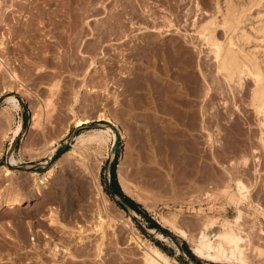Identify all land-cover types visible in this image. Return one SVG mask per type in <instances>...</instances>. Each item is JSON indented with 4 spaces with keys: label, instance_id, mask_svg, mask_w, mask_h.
<instances>
[{
    "label": "rangeland",
    "instance_id": "1",
    "mask_svg": "<svg viewBox=\"0 0 264 264\" xmlns=\"http://www.w3.org/2000/svg\"><path fill=\"white\" fill-rule=\"evenodd\" d=\"M1 1H7V4L12 2L10 11L7 10L6 5L3 7V10H6H1L7 15L3 14L6 16L7 21L4 19V23L1 25L3 27L0 26V37L3 36L6 43L9 38L7 47L10 49L9 53H6L7 48L3 51L8 57L9 54L12 58L16 56L15 59H11V57L9 59L13 69L19 74L23 87L20 88V85L15 83L14 88L16 90L11 93L16 95L20 104L18 107L13 106L11 102L5 100V94L7 93L5 87L7 81L5 80L7 78L0 75L2 77H0V112H5L4 114H7V116H4V114L3 116L5 119L8 118V120L6 119L8 121L5 123L6 126L2 122L1 126L3 127H0V264H41L42 259L47 263L53 261L52 264H67V261H64L68 259L69 254L67 252L71 248L73 257L69 255V258L72 259V262L76 260L83 261L86 258L85 260L88 259L92 264L103 262L111 264L116 258H120L121 264H128L129 262L140 264L141 260H138L140 263H137V259H140L138 258L140 250L133 242L130 243L129 241L130 233L128 232L134 230L145 241L147 240L146 242L155 244L171 258H174L176 264H231L206 260L195 255L191 251L190 245L183 238L159 222L158 213L172 211L178 214L177 217H182H178L180 218V224L183 227L185 225L183 222L188 224L185 228L187 227L190 233L193 231L192 234H196L197 229L195 228L200 227L201 219L204 218L201 214L216 217L217 224L220 225L224 218L231 219L236 213L235 205L228 203L224 194H222L223 192H220L223 191V184L225 183L234 186L233 183L235 182L233 181L235 178L247 181L246 183L252 186L251 196L264 204V145L260 140L264 125L259 123L262 113H264V106L263 112L259 113L255 111L250 103L253 79L249 74L242 75L238 81H227L220 73L215 71L212 53L197 33L198 27L202 25L201 23L212 18L216 22L214 33L217 38L223 40L232 36V33L219 23L222 20V15L217 7L219 4L220 9L224 8V3L228 2L229 6L232 5L241 11L240 16L237 17L239 19L238 29L235 31L236 34L232 36L233 47L238 49L240 53L249 56L253 63L258 64L261 71L264 72V0H141L143 3L139 0H129V2L126 0L133 6L130 7L126 2L124 6L128 8L127 12H124V9L121 11L124 16L121 13L120 16L116 14L115 18L119 17L117 23L116 21L113 22L114 19L111 20L116 25H119L121 20H127L125 22L128 25L121 21L124 27L126 25L125 30L130 29V31L124 30L126 35L123 36H121L122 33H119L120 29H118L119 32L112 31V33L109 31L110 27H108L104 18L106 12L103 5L105 3L103 2H106V0H89L91 2H87V0L89 7L93 5L92 8H88V5L83 7L86 3L85 0H56L57 3L65 4L63 6L59 3L62 8L55 5L56 1H53L54 4L52 5L54 7L52 8L49 5L52 0ZM25 1L27 4H25ZM122 1L124 3L125 0ZM28 3L35 4L34 7L41 5L43 10L41 7H38L40 9L34 8L33 5ZM27 5L32 7L29 12L30 15L34 14V12L32 13L34 9L39 15L36 14L37 17H34V14L30 17L27 13L30 7ZM129 7L138 10L137 15L134 13L135 10H133V15L132 10L129 11ZM49 8H56L55 11L58 14L48 17L46 13ZM86 8L90 10L88 11ZM41 10L42 12L48 11L43 12V14ZM58 10L61 12H57ZM62 10L66 12H62ZM139 12H141L140 17H138ZM25 15L26 19L23 18ZM52 16L55 17L53 22ZM127 16L130 18L128 17V19ZM27 18L35 20L32 25L30 19ZM46 18L48 21H46ZM36 19H38L37 22ZM26 20H29V24L26 23ZM169 20L171 24L168 23ZM24 21L25 26H28L27 29L23 28ZM130 21H133L134 24H130ZM18 22L20 25L22 23L23 26H18ZM34 22L37 23L38 27L35 26ZM11 24L14 28L18 27L13 29ZM33 24L38 31H33L35 29L32 27ZM144 24L157 26V29L159 27L158 31H162L163 35L158 33L157 29L152 31L146 27L144 28ZM138 26H143V28ZM18 28L19 31H17ZM25 29L27 33L24 32ZM28 30L32 33V36L31 34L27 35L29 34ZM21 31L22 34L20 35L19 32L21 33ZM7 32L11 33L8 34ZM143 32H149L153 36L151 35V37L148 33L147 35L143 34ZM132 33L139 35V37L143 34L145 37L147 36V39L130 35ZM239 34H242V36L238 39L237 35ZM127 36L132 38L128 39ZM22 37H24L25 42ZM67 37L71 38V41H73V38L78 44L75 45V41L71 43ZM136 37L139 38L138 41H136ZM124 39H127V46L124 45ZM145 39L147 42L153 41L146 43ZM20 40L23 41V46H20L22 41L21 44L17 45ZM67 41H70L73 46H77L75 47L77 53L74 52L72 45ZM139 41L145 42L139 44ZM13 42L14 50L13 45L9 46ZM136 43L143 47L145 51L139 45L136 47ZM133 44L135 45L133 46ZM25 45L28 46V48H25L27 51L29 49V53L24 52L23 47ZM167 49L169 54L170 50L172 53L177 49L172 54L180 56L179 59L172 57V54L170 56L167 54L168 58L166 56ZM161 50L164 52L163 54ZM81 51L84 52V57ZM153 52L155 55L156 52H159V55L160 53L161 55L165 54L170 61H166L165 56L164 58L158 54V56L153 55ZM78 53L79 55H77ZM23 55H25L24 59ZM61 56H63L62 59H60ZM65 56L67 57L65 58ZM70 57V61H67ZM80 57L86 58L85 62ZM155 58L158 60L156 63L153 61ZM160 58H164L166 64H162ZM79 59L83 62H80ZM91 59L95 62L89 66L87 62L92 61ZM167 62L170 65H167ZM82 63L83 65L85 63L84 67ZM174 63L178 66H174ZM76 65L78 68H76ZM79 66L84 69L85 74ZM85 66L89 67L85 68ZM179 66H184V68L181 69L182 67ZM186 66L188 67L186 68ZM175 67H179V70ZM168 68L170 72L167 71ZM160 69H162V73L157 72ZM176 70L180 77H178ZM80 74L84 79L80 78ZM173 74L177 76H172L174 79L170 77ZM156 75L158 77H155ZM187 76H190V78ZM160 77L170 78L167 79V82L173 87L167 85L165 78H162L163 81L161 82ZM185 77L189 78V81H193L186 82ZM213 78L216 80H213ZM177 84L182 92L178 89ZM187 84L190 92H188ZM83 85H86V87ZM206 87H209V91L207 94H203ZM174 88H177V91ZM165 92L170 95L168 94L166 97ZM185 92L188 95L185 96ZM73 94H77L78 97L73 96ZM112 94L118 96L116 103ZM187 96L190 98L188 99ZM192 96L196 97L198 102H195L196 99ZM168 97L170 101L172 100L173 105L175 104V108L183 107V110L174 107L173 109ZM47 99L49 104L43 110L41 108V111H36L39 116L37 115L38 118L35 120L32 119L31 123L32 115L35 112L32 109L35 107L36 110L37 105L41 104L42 101L47 102L45 101ZM176 99L180 101H175ZM181 100L183 101L181 102ZM187 100L190 101L189 104L192 106L188 104L187 107L185 105ZM101 101L104 104H98ZM183 102H185L184 106L181 105ZM99 105L103 109H107L108 114L117 121V127L114 126V128L117 131L118 144L111 157L110 149L116 139L115 132V137L111 135V132H107L108 134L104 132L106 136L104 135L105 139L101 145L80 137H85L97 128H105L107 125V122L98 117L97 113L102 108ZM158 105L159 107H157ZM38 107L40 108L41 105ZM155 107L160 108V110ZM121 109L123 111H120ZM201 111L202 113H200ZM40 112L41 114H39ZM184 113L193 116V120L190 115L184 117ZM81 117H87L88 122L84 125L75 126V119ZM183 117L184 119H182ZM190 120L196 122L194 123L195 127L191 128L193 124L190 123ZM179 122L183 125H180ZM18 123L22 124V129L14 139L12 150L8 153L9 146L12 143V131ZM91 123H97V125H91ZM189 128L191 129L189 130ZM207 131L211 134L212 140L207 139ZM63 143L65 144L64 150L57 153ZM72 149H75L76 152H69ZM10 154L15 160L14 165L8 164L7 160ZM244 157L246 159L242 163ZM240 158L243 160L241 161ZM118 164L121 166L118 167ZM20 165L24 168L18 167ZM49 166H52V170L49 174H46L45 171ZM112 167L115 169V178L120 190L139 206L140 211H136L131 207L135 214L131 212V209L125 208L119 200L112 198L108 192V189H112L117 197L122 198L112 186ZM7 168L11 169L10 173H6ZM118 173H120L121 178ZM231 173L234 175L233 177ZM118 177L121 179L120 181H124V189ZM95 182L99 184L100 190L104 194L100 195L101 192H96ZM12 196H18L22 202L8 208L5 206V200ZM126 202L130 203L127 200ZM100 214L101 216H99ZM50 217H53L55 222L51 223ZM100 217L104 219L99 222L97 218ZM194 217L196 218L195 221L187 222L189 219L193 220ZM244 218L242 227L250 233V236L252 235L251 244H259L258 240L260 238L255 241L257 235L253 233L254 225L250 223L251 220H247V215ZM97 220L102 226L97 223ZM150 220L157 223L159 228L151 225ZM198 220H201L199 225ZM260 220L264 222L262 217H260ZM138 222L146 229L153 228L162 233L164 237L143 230ZM78 225L87 230L88 234L90 231L89 237L88 234H83L84 237L79 233L75 234ZM191 225L197 227L193 226L191 228ZM89 226H95L97 229L95 227L89 229ZM71 227H73V230H68ZM66 229L68 233L70 231V234L73 232L71 234L73 238L66 233ZM92 229L93 232L99 230L100 234L106 235V237L104 236L106 243L103 242L105 238L98 235V231L93 233ZM216 229L208 228L207 233L213 237ZM85 233L87 232L85 231ZM67 235L71 237V240L73 239L74 244L72 241L69 242L70 239L68 240ZM79 236L82 238L87 237L88 239H85L87 243L82 242V240L85 241L84 239H81V243L80 241L78 243ZM98 236L101 243H103L101 247L105 248H101L102 252L105 250L102 254L104 258L100 256L101 252H97V244L100 242L97 240L99 239ZM62 237L66 239L67 244ZM118 240L119 243H117ZM46 241L47 244L52 245L55 243L57 246H61L59 247L60 251H57L59 253L56 252L55 257H57L55 260L48 259L51 257H48L50 255L48 252L50 245L48 246ZM260 241L262 242V240ZM175 242L181 246V251L178 250ZM70 243L73 247L68 248ZM77 243L80 245V249L75 246V244L78 245ZM92 244L93 246L90 247ZM81 247L85 249L81 250ZM117 247H120V251ZM63 249H66L67 252L64 253ZM133 249L136 253H133L135 252ZM88 250L91 252L94 250V253H97L94 255L91 252L89 253ZM77 252L80 253L79 255L84 253L86 255L79 256ZM113 252H116V254L114 253L115 256L110 254ZM65 254L67 255L65 256ZM133 254L137 255L133 256ZM108 255L114 257L113 261L110 260L111 257ZM107 256L110 258L111 263L107 260L108 258H105ZM134 257L137 259H134ZM11 259H14V261ZM118 259L116 264L120 263ZM58 260L61 262L57 263ZM88 260L82 263L77 261L76 263L90 264ZM44 261L42 263L45 264ZM252 264H264V262H254Z\"/></svg>",
    "mask_w": 264,
    "mask_h": 264
},
{
    "label": "bare ground",
    "instance_id": "2",
    "mask_svg": "<svg viewBox=\"0 0 264 264\" xmlns=\"http://www.w3.org/2000/svg\"><path fill=\"white\" fill-rule=\"evenodd\" d=\"M15 1V0H14ZM26 1H29V0H26ZM25 1V2H26ZM32 1H34V0H32ZM46 1V0H45ZM49 1V0H48ZM47 1V2H48ZM56 1V0H52V2L50 1V3H49V5H51L52 6V8L54 7V5H52V4H54V2ZM87 0H85V2H86ZM105 1V0H104ZM131 1V0H130ZM132 1H134V0H132ZM139 1H141V0H139ZM138 1V2H139ZM143 1V0H142ZM141 1V2H142ZM30 2V1H29ZM68 2V1H67ZM87 2H91V1H87ZM87 2L85 3V6H83V7H86L88 4H87ZM127 1L125 0L124 1V3H123V1L122 0H106V2H103V3H105V4H103L104 5V10H105V12H106V17L104 16V18H105V20H106V24H108V27H110V30L109 31H116V32H119V30L118 29H120V34H121V36H123V35H126L125 33H124V30H125V28H126V25H125V27L123 26L124 24H122V22L121 21H123V20H121L120 21V24L119 25H116V23H117V19L119 18H115L116 17V14H117V16H120L121 14H123L121 11H123V9H124V12L126 11L127 12V9L128 8H126L125 6H124V4L126 3ZM128 2H129V0H128ZM127 2V3H128ZM59 3H61V2H59ZM59 3H57V1H56V3H55V5H58V6H61V8H62V5L61 4H59ZM131 3V2H130ZM133 3V2H132ZM143 3V2H142ZM141 3V4H142ZM10 4H12V2L10 3ZM10 4H7V1H1L0 0V26L2 25V23H4L3 22V20L5 19L6 21H7V19H6V14H5V12H2L1 10H3V7L6 5V7H7V10L9 9V11H10ZM13 4H14V2H13ZM22 5H23V3H21ZM25 4H27V2L25 3ZM28 4H30V5H33V4H31V3H28ZM37 4V3H36ZM90 5L92 4V3H89ZM102 4V3H101ZM100 4V5H101ZM129 4V3H128ZM225 4V6H224V8H221L220 9V7L221 6H219V4H218V10L220 11V13H221V15H222V20H221V22H219V23H221V25L224 27V28H226L228 31H230L231 33H232V36L234 35V34H236L235 33V31H237V29H238V23H239V19L237 18V17H239L240 16V14L239 13H241V11H239V9H236L234 6H232V5H230L229 6V4H228V2L226 3H224ZM17 5V4H16ZM35 5V4H34ZM34 5L32 6V7H34ZM65 5V4H64ZM63 5V6H64ZM130 5V4H129ZM145 5V4H144ZM15 6V5H14ZM28 6V5H27ZM38 6V5H37ZM44 6V5H43ZM93 6V5H92ZM92 6H90L91 8H92ZM127 6V5H126ZM133 6V4L132 5H130V7H132ZM136 6V5H135ZM134 6V7H135ZM141 6V5H140ZM142 6H143V4H142ZM232 6V8H230ZM19 7V6H18ZM28 7H30V6H28ZM28 7H27V10H28ZM32 7H30L29 8V11H27V13L29 14V12H30V9L32 8ZM38 7H41V9H42V6L41 5H39ZM38 7H34V8H38ZM47 7V6H46ZM48 7H50V6H48ZM56 7V6H55ZM82 7V8H83ZM89 7V5H88V8H90ZM103 7V6H102ZM129 7V11H130V9L132 10L131 12L133 13V10H135V15H137L136 14V12L138 11V10H136V9H132V8H130ZM133 7V8H134ZM145 7V6H144ZM143 7V8H144ZM146 7H148V6H146ZM234 7V8H233ZM14 8V7H13ZM20 8H21V6H20ZM23 9H24V7H22ZM26 8V7H25ZM33 8V9H34ZM44 8V7H43ZM57 8V7H56ZM56 8L55 9H51V8H49V11L48 10H45V12L46 11H48L47 13H46V15L48 14V17L50 16V15H54L55 16V14H58V13H56ZM81 8V9H82ZM88 8H86V9H88ZM125 8H126V10H125ZM142 8V9H143ZM32 9V10H33ZM38 9H40V8H38ZM46 9V8H45ZM60 9V8H59ZM66 9V8H65ZM64 9V10H65ZM83 9H85V8H83ZM147 9V8H146ZM6 10V9H5ZM5 10H3V11H5ZM22 10V9H21ZM43 10V9H42ZM42 10H41V12H42ZM64 10H62V12L64 11ZM90 9H88V11H89ZM148 10H150V8L148 7ZM147 10V11H148ZM23 11H25V10H23ZM36 10L34 9L33 11H32V13L34 12V14L36 15L37 13V11L35 12ZM38 11H40V10H38ZM87 11V10H86ZM44 12V11H43ZM42 12V13H43ZM44 12V13H45ZM57 12H61V11H57ZM64 12H66V11H64ZM130 12V13H131ZM19 13H20V10H19ZM43 13V14H44ZM121 13V14H120ZM129 13V12H128ZM131 13V14H132ZM134 13H133V15H134ZM141 12H139L138 13V15L140 14ZM3 14H5V15H3ZM18 14V13H17ZM34 14H32V15H34ZM41 14V13H40ZM119 14V15H118ZM131 14H130V16H131ZM30 15V14H29ZM32 15H30V17L32 16ZM34 15V17H37V15H39V13L35 16ZM115 15V16H114ZM18 16H19V14H18ZM22 16V15H21ZM122 16H124V14L122 15ZM121 16V17H122ZM141 15H139L138 17H140ZM29 17V16H28ZM47 17V16H46ZM47 17V18H48ZM129 16H127V18H128ZM17 18V17H16ZM23 18H25L26 19V15H25V17H23ZM46 18V19H47ZM57 18V17H56ZM130 18V17H129ZM128 18V19H129ZM18 20H19V18H17ZM24 19V20H25ZM27 19H30V18H27ZM33 19V18H32ZM49 19V18H48ZM48 19L46 20V21H48ZM53 19H55V17H53L52 16V22H53ZM57 19H59V18H57ZM56 19V20H57ZM112 19H114L113 20V22H115L116 21V23H113L111 20ZM126 19V18H125ZM133 19V18H132ZM23 20V19H22ZM37 20L38 19H36V22H37ZM40 20V19H39ZM50 20H51V18H50ZM5 21V22H6ZM17 21V20H16ZM15 21V23H17ZM30 23H31V25H32V22L33 21H35L34 19L33 20H31L30 19ZM42 21V20H41ZM119 21V20H118ZM125 21H127V20H125ZM125 21H123V23H125V24H127L128 25V23H126ZM28 22V24H29V20H26V23ZM51 22V21H50ZM129 22V21H128ZM131 23L130 24H134V22L133 21H130ZM137 22V21H136ZM136 22H135V24H136ZM39 23V22H38ZM55 23V22H54ZM168 23H170V20L168 21ZM8 24V23H7ZM14 24V23H13ZM24 27L23 28H28V26H25V21H24ZM23 24L21 23V25L19 24V22H18V26L20 25V26H23ZM27 24V25H28ZM34 24H35V26H37V23H35L34 22ZM34 24H33V26L32 27H34L35 28V26H34ZM40 24V23H39ZM105 24V26L107 27V25ZM129 24V25H130ZM139 24V23H138ZM171 24V23H170ZM202 24V25H201ZM199 26L200 27H198V29H197V33L199 34V36H200V38H201V40L203 41V43H205L207 46H208V50L212 53V57H213V61L215 62V64H214V67H215V71L217 72V73H220V75L221 76H223L224 77V79L225 80H227V81H231V80H235V81H238L241 77H242V75H244V74H249L251 77H252V79H253V87L251 88L252 90H251V94H250V103L252 104V106H253V108L255 109V111L256 112H259V113H261V112H263V106H264V72H262L261 71V69H260V67H259V65L257 64H254L253 63V61H252V59L249 57V56H247L246 54H243V53H240L239 51H238V49H236V48H234L233 47V45H234V41H233V39H232V36H229V38H227V39H223V40H220L219 38H217L216 37V35H215V33H214V30H215V24H216V22H215V20L214 19H212V18H210V19H208V20H206L205 22H203V23H201ZM15 26H16V24H14ZM52 26H53V24H51ZM116 25V26H115ZM145 25V24H144ZM17 26V27H18ZM30 26V25H29ZM51 26V27H52ZM55 26H56V24H55ZM133 26H135V25H133ZM1 27H3V26H1ZM0 27V28H1ZM10 27V26H9ZM11 27L13 28V29H15V28H17V27H13V25L11 24ZM31 27V26H30ZM38 27V26H37ZM117 27V28H116ZM130 27V26H129ZM132 27V26H131ZM139 28H143V26L141 27V26H138ZM137 27V28H138ZM147 28V29H149V30H152V31H155V29H157L156 27H154V25L152 26V25H145L144 26V28ZM21 28V27H20ZM22 28V29H23ZM56 28H58V27H56ZM128 28V27H127ZM8 29V28H7ZM25 29V31L24 32H26L27 30ZM160 28L158 27V29H157V31L159 30ZM8 30H10V29H8ZM29 30H30V28H29ZM28 30V33L29 34H27V35H30L31 34V36H32V33L30 32ZM34 30H37V28H35V29H33V31ZM55 30H57V29H55ZM106 30V29H105ZM129 31H130V29H128ZM127 29L125 30V31H128ZM17 31H19V28H18V30ZM23 31V30H22ZM22 31H21V33L19 32V34L21 35L22 34ZM31 31H32V29H31ZM38 31V30H37ZM108 31V30H107ZM142 31H143V29H142ZM4 32V31H3ZM13 32V31H12ZM15 32V31H14ZM78 32V31H77ZM8 33V32H7ZM9 33H11V32H9ZM8 33V34H9ZM17 33V32H16ZM27 33V32H26ZM35 33H36V31H35ZM80 33V32H79ZM110 33V32H109ZM109 33H107V34H109ZM113 33V32H112ZM111 33V34H112ZM127 33V32H126ZM146 34L147 35V33L151 36L152 34L151 33H149V32H143V34ZM158 33H160L161 35H163V32L162 31H158ZM3 34V33H2ZM141 35L140 37L141 38H146L147 39V36L145 37L144 35ZM159 34V35H160ZM4 35V34H3ZM16 35V34H15ZM14 35V36H15ZM76 35H78L77 33H76ZM130 35H134V33H132V34H130ZM129 35V36H130ZM148 35V36H149ZM11 36V35H10ZM23 36V35H22ZM25 36V35H24ZM69 37L71 36V35H68ZM75 36V35H74ZM79 36H80V34H79ZM129 36H127L128 37V39L129 38H132V37H129ZM134 36H137V37H139V35H134ZM153 36V35H152ZM151 36V37H152ZM155 36V35H154ZM241 36H242V34H239V35H237V38L239 39V38H241ZM7 37V36H6ZM136 37V41H138L137 39H139V38H137ZM14 38V37H13ZM23 38L24 37H22V40H23ZM68 38V37H67ZM76 38V37H75ZM80 39H81V36L79 37ZM11 39H12V37H11ZM10 39V40H11ZM70 41H71V38H68ZM146 39H145V41H146ZM148 39H150V37H148ZM155 39V38H154ZM22 40H20V43H16L17 45H19V44H21V41ZM72 40L73 41H75L73 38H72ZM76 40H77V38H76ZM79 40V39H78ZM125 41V44L124 45H128L127 44V39H124ZM8 41H9V38H8ZM8 41H7V43H6V40H5V38L3 37V36H1L0 37V75L4 78V76L7 78L5 81H7V83H5L6 84V89H7V93L5 94L6 95V97H5V100L7 101V102H11L12 103V105L13 106H16V107H18L19 106V101H18V99L16 98V95L15 94H12L11 92L12 91H14V90H16L14 87V85H16L15 83H18L19 85H20V88H22L23 86H22V81H20V79L21 78H19L20 76H18L19 74H17L16 72H15V70L13 69V67H12V64H11V60L9 59V57H11L10 56V54H9V57H8V55H5L6 53H9V51H10V49H8V47H7V44H8ZM24 41V40H23ZM23 41H22V44L20 45V46H23ZM70 41H67V42H69V44L70 45H72V49H74L73 51L74 52H76L77 53V50L75 49V47H77V46H73V44H71L73 41H71V43H70ZM136 41H133L134 43L136 42ZM145 41H139V44H140V42H145ZM149 41V40H148ZM153 40H150L149 42H147L146 41V43H150V42H152ZM25 42V41H24ZM77 41H75V43H76ZM80 42V41H79ZM132 42V43H133ZM26 44V43H25ZM78 43H76L75 45H77ZM138 44V45H139ZM142 44V43H141ZM11 45H13V50L15 49L14 48V42H13V44H10L9 46H11ZM28 45V44H27ZM27 45H25L24 47H23V49L25 50L24 52L25 53H27L28 51H29V49H28V51L26 50V48L25 47H27L28 48V46ZM131 45V44H130ZM135 44H133V46H134ZM136 45H137V43H136ZM138 45L136 46V47H138ZM156 45V44H155ZM140 46V45H139ZM143 46V45H142ZM156 46H158V45H156ZM15 47H17V46H15ZM79 47V46H78ZM132 47V46H131ZM130 47V48H131ZM136 47H135V49H136ZM141 47V46H140ZM8 49L7 51H6V53L3 51V50H5V49ZM21 48V47H20ZM128 48V47H127ZM134 48V47H133ZM132 48V49H133ZM142 48V50H144L143 49V47H141ZM153 48H155V47H153ZM165 48V47H164ZM164 48H162V49H164ZM67 49H69V47H67ZM71 48H70V51L72 50ZM78 49V48H77ZM138 49V48H137ZM169 49V48H168ZM167 49V50H168ZM171 49H172V47H171ZM183 49V48H182ZM12 50V49H11ZM141 50V49H140ZM166 50V51H167ZM172 50H174V49H172ZM145 51V50H144ZM150 51H151V49H150ZM153 51V50H152ZM155 51H157V50H155ZM160 51V50H159ZM162 51V50H161ZM176 51H177V49H176ZM176 51H173V52H176ZM178 51H179V49H178ZM182 51V50H181ZM180 51V52H181ZM30 52V51H29ZM28 52V53H29ZM72 52V51H71ZM79 52V51H78ZM83 51H81V53H82ZM168 53H166V56H167V54H169V50L167 51ZM172 52V53H173ZM183 52V51H182ZM3 53H4V55H3ZM11 53V52H10ZM154 53V52H153ZM157 54L159 53V52H156ZM164 52L162 51V54H163ZM171 53V50H170V54H172ZM178 53V52H177ZM12 54V53H11ZM85 54H86V52H85ZM156 54V55H157ZM170 54H169V56H170ZM180 54H182V53H180ZM179 54V55H180ZM25 55H27V54H25ZM25 55H23V59H24V56ZM77 55H79V53L77 54ZM76 55V57H78ZM84 55V52H83V54H82V56ZM153 55H155V53L153 54ZM152 55V56H153ZM155 55V56H156ZM159 55V54H158ZM157 55V56H158ZM176 55H178V54H176ZM13 56V55H12ZM68 56V55H67ZM67 56H65V58L67 57ZM87 56V55H86ZM85 56V57H86ZM92 57H93V55H91ZM160 57H164L165 56V54L164 55H161V53H160V55H159ZM165 56V57H166ZM172 57L174 56L173 54L171 55ZM14 57H16V56H14ZM12 58L11 57V59H15V58ZM84 57V56H83ZM81 58V59H84L83 61L85 62V59L86 58ZM164 57V58H165ZM168 57V56H167ZM166 57V58H167ZM176 57V58H175ZM180 57V56H179ZM179 57L178 56H174V58L175 59H179ZM26 58V57H25ZM63 58V56H61V58L60 59H62ZM157 58V57H156ZM156 58H155V60H153V61H155V63H156V61H158V60H156ZM159 58V57H158ZM164 58H160V60L162 59V64H166V62H165V59ZM169 58V57H168ZM167 58V60L166 61H168L169 59ZM70 59H71V57L67 60V61H70ZM74 59V58H73ZM93 59V58H92ZM91 59V60H92ZM163 59H164V62H163ZM181 59V58H180ZM182 59H183V57H182ZM159 60V61H160ZM13 61V60H12ZM79 61H80V59H79ZM78 61V62H79ZM83 61H80V62H83ZM88 61V60H87ZM170 61V60H169ZM176 61V60H175ZM93 62H95V61H90V62H87V64H89V66H91L90 64L91 63H93ZM176 62H178V61H176ZM76 63H77V61H76ZM154 63V62H153ZM154 63V64H155ZM160 63V62H159ZM158 63V64H159ZM170 63V62H169ZM80 64V63H79ZM79 64H77V65H79ZM175 65L174 66H178V65H176V63H174ZM180 64H182L181 62H180ZM77 65H76V68H78L77 67ZM84 65H85V63H84ZM84 65H83V63H82V66L84 67ZM160 65V64H159ZM167 65H170V64H168V62H167ZM166 65V66H167ZM182 65H184V63L182 64ZM188 65V64H187ZM88 66V67H89ZM189 66V65H188ZM188 66H186V68L188 67ZM88 67H86L85 66V68H88ZM155 67V66H154ZM160 67V66H159ZM164 68H165V66H163ZM180 67V66H179ZM179 67H175V69H178ZM182 67V68H181ZM180 68L181 69H183L184 68V66H181ZM79 68L80 69H83V68H81L80 66H79ZM161 68V67H160ZM170 68V67H169ZM169 68H168V70L167 71H169L170 72V70H169ZM158 69V68H157ZM157 69H155V70H157ZM167 69V68H166ZM165 69V70H166ZM179 70V69H178ZM82 72L84 71V69L83 70H81ZM86 71V70H85ZM78 72H80V71H78ZM158 73H162V69H160L159 71H157ZM169 72H168V74H169ZM175 72V71H174ZM176 72H177V70H176ZM181 72H182V70H181ZM76 74H77V72H76ZM75 74V75H76ZM83 74H85L84 72H83ZM157 74V73H156ZM177 74H178V72H177ZM183 74V73H182ZM82 74H80V78L82 77L81 76ZM164 75V74H163ZM179 75V74H178ZM188 75V74H187ZM0 76V77H1ZM165 76H166V74H165ZM172 76H176L175 74H173V75H171L170 77H172ZM1 77V78H2ZM155 77H158V75H156ZM169 77V76H168ZM177 77V76H176ZM175 77V78H176ZM178 77H180V75L178 76ZM187 77H189L190 78V76H187ZM83 78V77H82ZM81 78V79H82ZM161 78V77H160ZM163 79L165 78V77H162ZM162 78H161V82L163 81L162 80ZM173 78V77H172ZM183 78H184V76H183ZM186 78V77H185ZM188 78V79H189ZM77 79V78H76ZM84 79V78H83ZM86 79V78H85ZM166 79V78H165ZM168 79V78H167ZM167 79H166V81L165 82H167ZM170 79V78H169ZM168 79V80H169ZM174 79V78H173ZM187 79V78H186ZM187 79V81L186 82H188L189 80ZM158 80V79H157ZM176 80V79H175ZM177 80H178V78H177ZM181 79L179 78V81H180ZM213 80H216V79H214L213 78ZM85 81V80H84ZM171 81V80H170ZM184 81V80H183ZM191 81V80H190ZM189 81V82H190ZM193 81V80H192ZM191 81V82H192ZM156 82V81H155ZM154 82V83H155ZM181 82V81H180ZM185 82V81H184ZM168 84L167 85H171L169 82H167ZM182 83V82H181ZM180 83V84H181ZM84 84V83H83ZM164 84H166V83H164ZM184 84V83H183ZM182 84V85H183ZM189 84V83H188ZM188 84H187V86H188ZM193 84V83H192ZM18 85V86H19ZM53 85H54V83H53ZM55 85H56V83H55ZM156 85V84H155ZM157 85H158V83H157ZM157 85L155 86L156 88H157ZM160 85V84H159ZM17 86V87H18ZM22 86V87H21ZM79 86H81V85H79ZM84 86V85H83ZM82 86V87H83ZM172 86V85H171ZM194 86V85H193ZM16 87V88H17ZM84 87H86V85L84 86ZM126 87V86H125ZM159 87V86H158ZM173 87V86H172ZM177 87H178V84H177ZM180 87H182V86H180ZM186 87V86H185ZM124 88V87H123ZM183 88V87H182ZM188 88V92H190L189 91V86L187 87ZM186 88V89H187ZM19 89V88H18ZM17 89V90H18ZM49 89V88H48ZM50 89H52V88H50ZM94 89V88H93ZM92 89V90H93ZM165 89H167V88H165ZM174 89H176V91H177V88H174ZM178 89L181 91L182 89H180L179 87H178ZM196 90H197V88H195ZM89 90V89H88ZM91 90V91H92ZM157 90H158V88H157ZM169 90V89H168ZM185 90V89H184ZM49 91H51V90H49ZM75 91H76V89H75ZM90 91V90H89ZM166 91V90H165ZM170 91V90H169ZM168 91V92H169ZM179 91V92H180ZM208 91H209V87H206V90H205V93L203 92V94H207L208 93ZM178 92V93H179ZM182 92V91H181ZM196 92H198V91H196ZM76 93V92H75ZM166 93V97H167V95L169 94V93H167V92H165ZM174 93H176L175 91H174ZM184 93V92H183ZM199 93V92H198ZM98 94V93H97ZM162 94H164V93H162ZM186 92H185V96H186ZM190 94V93H189ZM3 95V94H2ZM99 95V94H98ZM113 95V94H112ZM170 95V94H169ZM174 95V94H173ZM172 95V96H173ZM179 95V97H181L180 96V94H178ZM184 95V94H183ZM188 95V94H187ZM73 96H77V94L75 95V94H73ZM190 96V95H189ZM197 96V95H196ZM204 96V95H203ZM78 97V96H77ZM98 97H100V96H98ZM113 100H114V102L116 103V101L118 100V96H117V94H114L113 95ZM170 97V96H169ZM168 97V98H169ZM174 97V96H173ZM173 97H171V98H173ZM176 97H178V96H176ZM183 97V96H182ZM188 97V96H187ZM191 97V96H190ZM190 97H188V99L190 98ZM193 98H194V96H192ZM76 99V98H75ZM98 99V98H97ZM101 99V98H100ZM174 99H175V97H174ZM174 99H173V101H174ZM194 99H196V97L194 98ZM164 100L166 101V99H165V97H164ZM169 100V102H171L172 103V100L170 101V98L168 99ZM184 100V99H183ZM183 100H181V102L183 101ZM193 100V99H192ZM198 99H196L195 100V102H198L197 101ZM45 101H47V102H41V104L39 103L38 105H37V107H36V110H35V107H34V109H32V111L34 110L35 112L33 113V115H32V118H31V123H32V119L33 120H35V119H37L38 117H37V115H38V112L36 113V111H41L40 109L42 108V110L49 104V100L47 99V100H45ZM72 101V100H71ZM95 101V100H94ZM175 101H178L177 99L175 100ZM180 101V100H179ZM178 101V102H179ZM102 102V101H101ZM101 102H98V104L100 103V104H104L103 102L101 103ZM167 102V101H166ZM189 102L190 101H186V104H185V102H183V104H181L182 106H184V104L185 105H187V107L190 105L189 104ZM194 102V103H195ZM43 103V104H42ZM94 103H96V102H94ZM193 103V102H192ZM177 104V103H176ZM189 104V105H188ZM12 105H11V107H12ZM41 105V107L39 108L38 106H40ZM96 105V104H95ZM157 105V104H156ZM172 105H173V103H172ZM171 105V106H172ZM179 105V104H178ZM194 105V104H193ZM100 106V105H99ZM155 106V105H154ZM170 106V105H169ZM170 106V107H171ZM190 106H192V105H190ZM8 107H10V106H8ZM10 107V108H11ZM21 107V106H20ZM100 107H102V106H100ZM99 107V108H100ZM157 107H159V105L157 106ZM157 107H155V108H157ZM175 108V104L172 106V108ZM177 107V106H176ZM6 108V107H5ZM97 108H98V105H97ZM96 108V109H97ZM125 108V107H124ZM123 108V109H124ZM173 108V109H174ZM183 108V107H182ZM182 108H175V109H182ZM15 109V108H14ZM17 109V108H16ZM185 109V108H184ZM191 109V108H190ZM71 110H73V109H71ZM157 110H160V108H157ZM183 110V109H182ZM186 110H189V109H187L186 108ZM107 111V109H103V107L101 108V110L99 111V113H97L98 114V117L100 118V119H102V120H104L105 122H107V125L105 126V128H97L95 131H93L92 133H90V134H88V135H86L85 137L84 136H80L81 137V139H86V140H91V141H94L97 145H101V143L102 142H104V139H105V137H104V132H111V135L113 136V137H115V134H114V131H113V129H112V127H117V121L112 117V116H110L109 114H108V111ZM120 111H123L122 109L120 110ZM125 111V110H124ZM185 111V110H184ZM190 112H191V110H189ZM193 111V110H192ZM5 112H0V127H3V126H1V124H2V122L4 123V126H6L5 125V123H6V121L8 120V118L6 117V119H5V115L7 116V114H4ZM186 113V112H185ZM184 113V117H186V116H189L190 114H185ZM194 113V112H193ZM193 113H191V114H193ZM200 113H202V111L200 112ZM2 114V115H1ZM3 114H4V116H3ZM39 114H41V112L39 113ZM43 115V114H42ZM35 116H36V118H35ZM39 116V115H38ZM8 117H9V115H8ZM184 117L182 118V119H184ZM190 117L192 118V120H193V116H191L190 115ZM189 117V119H191ZM187 119V118H186ZM185 119V120H186ZM189 119H187V120H189ZM261 121L259 122L260 124H263L264 125V113H262V118L260 119ZM5 121V122H4ZM38 121V120H37ZM36 121V122H37ZM191 121V120H190ZM8 122V121H7ZM88 122V119H87V117H84V118H77V119H75V121H74V125L75 126H79V125H81V124H83V123H87ZM193 121H191L190 123L191 124H193V126L191 127V128H193V127H195V125H194V123H196L195 121L192 123ZM33 123H35V122H33ZM180 123V122H179ZM187 123V122H186ZM190 123H188V124H190ZM203 124V123H202ZM180 125H183V124H181L180 123ZM201 125V124H200ZM188 126V125H187ZM203 127V126H202ZM205 127V126H204ZM191 128H189V130L191 129ZM21 129H22V124L21 123H18V125L13 129V131H12V135H11V141L13 142V140L19 135V133H20V131H21ZM191 133V132H190ZM193 133V132H192ZM262 133H263V135L260 137V140H261V142H262V144L264 145V130L262 131ZM108 134V133H107ZM106 136V135H105ZM183 138V137H182ZM182 138H181V140H182ZM207 139L208 140H212V137H211V134L207 131ZM188 145H190V144H188ZM112 146H113V143H112ZM187 146V145H186ZM185 146V147H186ZM110 151H111V153H110V157L113 155V151L110 149ZM9 152V151H8ZM69 152H71V153H73V152H76V150L75 149H72V150H70ZM10 153V152H9ZM109 158V157H108ZM245 159H246V157H244V160L242 161L241 160V158H240V160L242 161V163L245 161ZM8 164L9 165H14L15 164V160H14V158H13V156L10 154L9 156H8ZM119 166H121V165H119L118 164V167ZM119 169V168H118ZM51 170H52V166H49L48 168H47V170L45 171V173L46 174H49L50 172H51ZM120 170H121V168H120ZM120 170H117V171H119V172H122V171H120ZM11 172V169H9V168H7L6 169V173H10ZM231 172V171H230ZM118 175H119V177L121 176L120 175V173H118ZM230 175V174H229ZM231 175H232V173H231ZM230 175V176H231ZM234 175H232V177H233ZM119 177H118V179H119ZM124 177V176H123ZM237 177V176H236ZM121 178V177H120ZM231 178V177H230ZM123 179V178H122ZM232 179V178H231ZM234 179V178H233ZM94 180V179H93ZM121 179H119V181H120ZM226 180V179H225ZM224 180V181H225ZM58 181V180H57ZM95 181V180H94ZM230 181V180H229ZM233 182H235V183H233V185L234 186H231L229 183L228 184H226L225 182V184H226V186H225V184H223L224 186V188H223V191H220V192H223L222 194H224V197H225V200L228 202V203H231V204H234L235 205V215L233 216V218H231V219H223V221L221 222V224L220 225H218L217 224V220H216V217H213V216H211V215H208V214H201L202 216H204V218L203 219H201L200 218V216H199V218L202 220H198V221H196V222H198V225H199V223H200V221H201V224H200V227H197L196 225H191V226H189V227H191V228H193V226H196L197 228H195V229H197V233L196 234H192V232L190 233L188 230V228L186 229L185 228V226H187L188 224H186V223H184L183 222V224H185L184 225V227L180 224V222H179V220H180V218H178V217H181V216H176V215H178V214H175L174 212H172V211H170V212H172V213H170V212H168V211H164V212H162V213H158V216H159V222L162 224V225H164V226H166L168 229H170L171 231H173V232H175L177 235H179L181 238H183L190 246V249H191V251L195 254V255H197L198 257H201V258H203V259H206V260H211V261H215V262H225V263H231V264H252V263H254V262H264V222L262 221V220H260V217H262L263 219H264V204L262 203V202H260L259 200H256V199H254L251 195H252V193H251V191H252V186L250 185V184H248V183H246L245 181H243V179H240V178H235V180L233 181ZM96 183V182H95ZM251 183V182H250ZM55 184V183H54ZM120 184H121V186L123 187V189H124V187H125V184H124V181H120ZM252 184H254L253 182H252ZM95 186H96V192L98 193V192H101V190H100V186H99V184H94ZM57 186V185H56ZM36 188V187H35ZM222 188V187H221ZM37 190V189H36ZM221 190V189H220ZM100 195L101 194H104V193H99ZM103 198V197H102ZM105 200V199H104ZM261 200V199H260ZM22 201L20 200V198L18 197V196H12V197H9V198H6V200H5V206L6 207H11V206H13V205H16V204H19V203H21ZM131 212L133 213V214H135V211L133 210V209H131ZM177 213V212H176ZM51 214V213H50ZM52 215V214H51ZM50 215V216H51ZM247 215V217H248V219L247 220H251L250 221V223H252L253 225H254V228H253V233L255 234V235H257L255 238V241L256 240H258L259 238H260V240H262V242L260 241V240H258L259 241V244H251V236H250V233H248L247 231H245L244 229H243V227H242V222L244 221L243 219H245L244 217ZM99 216H101V214L99 215ZM55 218V217H54ZM182 218V217H181ZM97 219H99V222H100V220L101 221H103V219H101V217L100 218H97ZM194 219H196L195 217L193 218V220L192 219H189V221H187V222H190V221H195ZM219 220V219H218ZM222 220V219H221ZM50 221H51V223L54 221L53 220V217H50ZM55 222V221H54ZM50 223V222H49ZM97 223H98V220H97ZM250 223H248V224H250ZM95 224H96V222H95ZM99 224V223H98ZM103 224V223H102ZM196 224V223H195ZM244 224H245V222H244ZM243 224V225H244ZM79 225H82V224H79ZM78 225V228L76 229V233L75 234H78L79 233V235H83V234H88V231L87 230H85V229H83L81 226H79ZM94 225V224H93ZM99 225H101V224H99ZM105 225V224H104ZM109 225V224H108ZM251 225V224H250ZM77 226V225H76ZM85 226H87V225H85ZM102 226V225H101ZM219 226V228H217ZM245 226V225H244ZM252 226V225H251ZM75 227V226H74ZM84 227V226H83ZM90 227V226H89ZM93 227H95V226H93ZM93 227H90L89 229H91V228H93ZM98 227V226H97ZM248 227V226H247ZM253 227V226H252ZM88 228V227H87ZM86 228V229H87ZM96 228V227H95ZM94 228V229H95ZM199 228V229H198ZM208 228H214V229H216L215 230V232L213 233V237H211L207 232V230H208ZM73 230V227H71L70 229L68 228V230ZM97 229V228H96ZM100 229V228H99ZM74 230H75V228H74ZM87 232V233H85V231ZM102 230V233H103V228L101 229ZM105 230V229H104ZM131 230H132V228H131ZM191 230H193V229H191ZM63 231H65V230H63ZM66 231H67V229H66ZM84 231V232H83ZM92 232H93V229L91 230ZM96 231H98L97 233H98V235H102V233L100 234V232H99V230H95L94 232H96ZM148 231H150V232H153V233H155L157 236H160V237H164V235L162 234V233H160V232H157L156 230H154L153 228H148ZM195 231V230H194ZM212 231V230H211ZM93 232V233H94ZM66 233H68V231L66 232ZM105 233V232H104ZM128 233H130V235H129V241H130V243H134L135 245H136V247L137 248H139V253H140V255H139V257L138 258H140V259H137V258H135L134 257V259H137V263L139 262L140 263V261H138V260H141V263H143V264H176V260L174 259V258H171L167 253H165L163 250H161L158 246H156L155 244H151V243H148V242H146L139 234H137L136 232H135V230L134 231H129ZM194 233V232H193ZM72 238H73V235H71V234H73V232L70 234V231H69V233H68ZM89 234H90V231H89ZM89 234H88V237H89ZM106 234V233H105ZM253 234V235H254ZM79 236L77 239V241H78V243H79V241H80V243H81V239H88L87 237L86 238H82V237H84V236ZM105 237H106V235H104ZM103 235H102V237H104ZM67 237H68V235H67ZM71 237H68V240H69V242L70 241H72V243L74 244L75 242H73V239L71 240ZM99 237V236H98ZM101 237V238H102ZM104 237V238H105ZM64 238H65V236H64ZM63 237H62V239H63V241L65 242L66 241V239H64ZM103 238V239H104ZM258 238V239H257ZM62 239H61V244H62ZM99 239H100V237H99ZM99 239H97L98 241H100L99 243L96 241V243H98L97 244V249H98V251L97 250H95V251H97L98 253H100L101 252V257L103 256L102 254H103V252L105 251H101L102 249H105V248H102L101 247V244H102V246H103V243H101V239L99 240ZM95 240H96V238H95ZM103 241V240H102ZM128 241V242H129ZM254 241V240H253ZM254 241V242H255ZM54 242H56V241H54ZM82 242H86L87 243V241L85 240V241H83L82 240ZM103 242H105L106 243V238L104 239V241ZM57 243V242H56ZM68 242L66 241V244H67ZM77 243V244H78ZM95 245H96V243L95 242H93ZM104 243V244H105ZM117 243H119V240H118V242ZM256 243V242H255ZM46 244H47V241H46ZM58 244V243H57ZM64 244V243H63ZM83 244V243H82ZM48 246L50 245V243L49 244H47ZM47 245H45V246H47ZM65 245V244H64ZM84 245H86V246H88L87 244H84ZM116 245V243L114 244V246ZM65 246H67V245H65ZM64 246V247H65ZM75 246L78 248V249H80L79 248V244L78 245H76L75 244ZM93 246V244L90 246V247H92ZM117 246H119V245H117ZM59 247H61L60 245H56L55 243H53L52 245H50L49 246V251L46 249V248H44V249H46L49 253H50V255H48V257L49 256H51V257H47L48 259H53V260H55L56 259V257H55V255H57L59 252H57L58 250H59ZM69 247H73V246H71V243H70V246H68V248ZM85 247V246H84ZM105 247V246H104ZM136 247H135V249H136ZM65 248H67V247H65ZM67 248V249H68ZM85 248H87V247H85ZM84 248V249H85ZM102 248V249H101ZM114 248V247H113ZM116 248V247H115ZM114 248V249H115ZM119 248L120 247H117V249H118V251H120L119 250ZM83 249V247H81V250ZM83 249V250H84ZM88 249V248H87ZM71 250H72V248H71ZM71 250L69 251V252H67V250L66 249H63V251H64V253L65 252H67L71 257H73V253H71ZM74 251H75V249H73ZM129 250H132V249H129ZM60 251V250H59ZM73 251V252H74ZM79 251V250H78ZM89 251V253L91 252L90 250H88ZM133 251H135L134 249H133ZM178 251V250H177ZM56 252H57V254H56ZM76 252V251H75ZM80 252V251H79ZM79 252H77L78 253V255L80 254ZM96 252V253H97ZM48 253V254H49ZM61 253V252H60ZM63 253V254H64ZM76 253V254H77ZM84 253V252H83ZM86 253H87V251H86ZM92 254H96V253H94V250L91 252ZM116 254V252H113V253H110V254ZM130 253H131V251H130ZM133 253H136V251L135 252H133ZM138 253V254H139ZM75 254V253H74ZM115 254L114 255H112V256H115ZM119 254V253H118ZM67 254H65V256H66ZM69 255H68V259L66 260L65 259V261L64 262H66L67 261V264H77L76 262L77 261H81V260H76L75 262H72L71 260L72 259H70L69 258ZM82 255H86L85 253L84 254H81V255H79V256H82ZM87 255H89V254H87ZM93 255V256H94ZM120 255V254H119ZM129 255H131V254H129ZM137 255V254H136ZM136 255H134L133 254V256H136ZM59 256V255H58ZM64 256V257H65ZM75 256V255H74ZM109 256V255H108ZM108 256L107 257H105L106 259L108 258ZM117 256V255H116ZM125 256V255H124ZM76 257V256H75ZM109 257H111V255L109 256ZM120 257V256H119ZM121 257H123V256H121ZM127 257V256H126ZM129 257H131V256H129ZM39 258H41V257H39ZM77 259H79L78 257H76ZM83 258H84V256H83ZM102 258H104V257H102ZM114 258V257H113ZM113 258L111 257V259L110 258H108L107 260L109 261V259L111 260V261H113ZM16 259V258H15ZM42 259V258H41ZM40 259V260H41ZM58 259H60V258H58ZM62 259V258H61ZM60 259V260H61ZM86 258H84L83 259V261H87V260H85ZM98 259H100V258H98ZM117 259L118 258H116V260H114L115 261V264H116V261H117ZM132 259V258H131ZM11 260H13L14 261V259H11ZM46 260V259H45ZM60 260H58V262L57 263H59V261ZM64 260V259H63ZM62 260V261H63ZM102 260H104V259H102ZM101 260V262H103ZM107 260H106V262H107ZM119 261L121 260L120 258L118 259ZM12 261V262H13ZM39 261V260H38ZM44 261V259H42V262ZM74 261V260H73ZM83 261H81V263L83 262ZM105 261V260H104ZM111 261H109V263H111ZM114 261H113V263H111V264H114ZM123 261V260H122ZM130 261H132V260H130ZM41 262V264H44V263H42ZM44 262H46V261H44ZM49 262V261H48ZM51 262V263H50ZM49 263L50 264H52V262L53 261H50ZM61 262V261H60ZM88 262H90V264H92L91 263V261H89L88 260ZM125 262V261H124ZM14 263V262H13ZM16 263V262H15ZM49 263H45V264H49ZM56 263V262H55ZM105 262H103V263H99V264H104ZM118 263V262H117ZM130 264H134L135 262H129ZM128 263V264H129ZM140 263V264H141ZM65 264V263H64ZM85 264V263H84ZM105 264H108V263H105ZM119 264H121V261H120V263ZM123 264V263H122ZM125 264V263H124Z\"/></svg>",
    "mask_w": 264,
    "mask_h": 264
},
{
    "label": "water",
    "instance_id": "3",
    "mask_svg": "<svg viewBox=\"0 0 264 264\" xmlns=\"http://www.w3.org/2000/svg\"><path fill=\"white\" fill-rule=\"evenodd\" d=\"M84 124H86V123H83V124H81V125H84ZM91 125H97V123H91ZM79 126H80V125H79ZM112 129L114 130V132H115V134H116V139H115L114 142H113V146H111V150H112L113 152H115V150H116V148H117V144H118V141H117V131H116V128H114V127H112ZM13 144H14V140H13V142L11 143V145L9 146V149H8L9 152L12 150V146H13ZM64 147H65V144L63 143V144L60 146V148H59V150H58L57 153H59L60 151L64 150ZM9 152H8V153H9ZM18 167H20V168H24V166H21V165L18 166ZM108 192H109V194H110V196H111L112 198L119 200V202H120L125 208L132 209L131 206H130V205H129L124 199L117 197V195L115 194V192H114L112 189H108ZM138 224H139L140 228H142V229L145 230V231H146V230L148 231V229H146V227H144L140 222H138ZM175 243H176V245H177L178 250L181 251V250H182L181 246H180L177 242H175Z\"/></svg>",
    "mask_w": 264,
    "mask_h": 264
},
{
    "label": "trees",
    "instance_id": "4",
    "mask_svg": "<svg viewBox=\"0 0 264 264\" xmlns=\"http://www.w3.org/2000/svg\"><path fill=\"white\" fill-rule=\"evenodd\" d=\"M111 176H112V186L114 187V190L117 191V192L119 193V195H121L122 198H123L125 201H126V200L129 201V202H130L129 205H130L132 208H134L136 211H140V210H139V206H138V204H137L136 202H134L133 200L129 199V198L126 196V194H124V193L122 192V190H120V186H119V184H118V182H117V180H116V178H115V169H114V167H112V169H111ZM148 219H150V218L148 217ZM150 224L156 226L157 228H159L158 224L155 223V222H153L152 220H150ZM162 231L166 232L165 230H162ZM187 251L190 252L189 249H187Z\"/></svg>",
    "mask_w": 264,
    "mask_h": 264
}]
</instances>
